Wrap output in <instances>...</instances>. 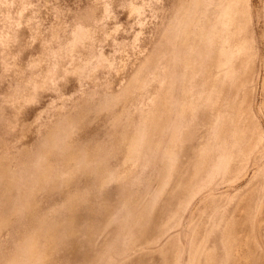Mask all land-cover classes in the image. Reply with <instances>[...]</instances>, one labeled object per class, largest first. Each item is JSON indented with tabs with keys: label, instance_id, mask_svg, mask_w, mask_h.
<instances>
[{
	"label": "rangeland",
	"instance_id": "1",
	"mask_svg": "<svg viewBox=\"0 0 264 264\" xmlns=\"http://www.w3.org/2000/svg\"><path fill=\"white\" fill-rule=\"evenodd\" d=\"M9 263L264 264V0H0Z\"/></svg>",
	"mask_w": 264,
	"mask_h": 264
},
{
	"label": "bare ground",
	"instance_id": "2",
	"mask_svg": "<svg viewBox=\"0 0 264 264\" xmlns=\"http://www.w3.org/2000/svg\"><path fill=\"white\" fill-rule=\"evenodd\" d=\"M197 71H198V70H197ZM199 71H200V70H199ZM202 102H203V101H202ZM179 109H180V108H179ZM121 130H122V129H121ZM124 130H125V129H124ZM122 131H123V130H122ZM119 132H120V131H119ZM122 133H124V132H122ZM124 135H125V134H124ZM126 136H127V135H126ZM127 137H128V136H127ZM129 137H130V136H129ZM129 137H128V138H129ZM161 137H162V136H161ZM118 139H120V137H119ZM123 139H124V138H123ZM130 139H131V138H130ZM161 139H162V138H161ZM128 140H129V139H128ZM122 141H123V140H122ZM120 142H121V141H120ZM170 151H171V150H170ZM66 159H67V158H66ZM72 159H73V158H72ZM104 159H105V158H104ZM106 159H108V158H106ZM97 160H98V159H97ZM73 161H74V160H73ZM110 161H111V160H110ZM99 162H100V161H99ZM97 163H98V162H97ZM109 163H110V162H109ZM94 164H95V163H94ZM101 164H102V162H101ZM110 164H111V163H110ZM45 165H47V164H45ZM97 165H98V164H97ZM90 167H91V165H90ZM99 167H100V166L98 165V169H99ZM99 170H100V169H99ZM97 171H98V170H97ZM104 174H105V172H104ZM35 177H36V176H35ZM36 179H37V178H36ZM101 180H102V179H101ZM97 182H98V180H97ZM69 198H70V197H69ZM79 200H80V199H79ZM79 200H78V201H79ZM66 201H67V200H66ZM78 201H77V202H78ZM67 203H68V202H67ZM70 203H71V202H70ZM72 203H75V202H72ZM68 205H70V204L68 203ZM71 206H72V205H70V207H71ZM82 206H84V205H82ZM90 206H91V205H90ZM92 206H93V204H92ZM87 207H88V206H87ZM66 208H67V206H66ZM80 208H81V207H80ZM76 209H77V208H76ZM82 209H83V208H82ZM74 210H75V209H74ZM83 210H84V209H83ZM69 212H70V211H69ZM91 212H92V211H91ZM74 213H75V212H74ZM93 213H94V212H93ZM76 214H77V212H76ZM76 214H75V216H76ZM138 214H139V213H138ZM71 216H72V215H71ZM71 216H70V217H71ZM88 216H89V215H88ZM80 217H81V216H80ZM68 218H69V217H68ZM138 218H139V217H138ZM138 218H137V219H138ZM61 221H62V220H61ZM67 221H68V220H67ZM69 221H71V220H69ZM72 221H74V219H73ZM72 221H71V222H72ZM136 221H137V220H136ZM141 221H142V220H141ZM143 221H144V220H143ZM56 222H57V221H56ZM52 223H53V222H52ZM62 223H63V222H62ZM67 223H68V222H67ZM65 224H66V223H65ZM55 225H56V224H55ZM58 225H59V224H58ZM73 225H74V224H73ZM49 226H50V225H49ZM52 226H53V225H52ZM36 228H37V227H36ZM51 228H52V227H51ZM72 228H73V227H72ZM45 229H46V228H45ZM53 229H54V227H53ZM62 229H63V227H62ZM64 229H65V228H64ZM69 229H70V228H69ZM69 229H68V230H69ZM46 230L48 231V229H46ZM58 230H59V229H58ZM58 230H57V231H58ZM52 231H53V230H52ZM57 231H56V232H57ZM61 232H62V231H61ZM26 233H27V232H26ZM50 233H51V232H50ZM69 233H70V232H69ZM46 234H47V233H46ZM41 235H42V233H41ZM52 235H53V234H52ZM60 235H61V234H60ZM43 236H44V235H43ZM63 236H65V235H63ZM71 236H72V235H71ZM45 237H46V235H45ZM50 237H52V236H50ZM55 237H56V236H55ZM45 239H46V238H45ZM57 239H58V238H57ZM25 240H26V239H25ZM51 240H52V239H51ZM55 240H56V239H55ZM65 241H66V240H65ZM25 243H26V242H25ZM33 243H35V242H33ZM62 243H63V242H62ZM46 244H47V243H46ZM48 244H49V243H48ZM50 244H51V243H50ZM75 244H76V243H75ZM51 245H52V244H51ZM53 245H54V243H53ZM27 246H28V245H27ZM33 246H34V244H33ZM50 247H51V246H50ZM50 247H49V248H50ZM31 248H32V247H31ZM40 248H41V247H40ZM45 248H46V247H45ZM53 248H54V247H53ZM26 249H27V248H26ZM33 249H34V248H33ZM19 251H20V250H19ZM26 252H27V251H26ZM31 253H32V252H31ZM73 253H74V252H73ZM52 254H54V253H52ZM32 257H33V256H32ZM27 258H28V257H27ZM37 259H38V258H37ZM17 260H18V259H17ZM49 261H50V260H49ZM49 261H48V262H49ZM45 263H46V262H45ZM9 264H10V263H9Z\"/></svg>",
	"mask_w": 264,
	"mask_h": 264
}]
</instances>
